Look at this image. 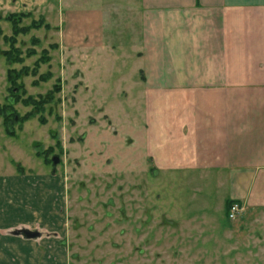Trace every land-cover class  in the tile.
<instances>
[{"label": "rangeland", "instance_id": "rangeland-1", "mask_svg": "<svg viewBox=\"0 0 264 264\" xmlns=\"http://www.w3.org/2000/svg\"><path fill=\"white\" fill-rule=\"evenodd\" d=\"M42 4L0 0V106L33 113L0 115V264H264V206L231 220L226 184L157 169L123 1L65 7L98 32ZM12 14L43 26L16 34Z\"/></svg>", "mask_w": 264, "mask_h": 264}, {"label": "crops", "instance_id": "crops-1", "mask_svg": "<svg viewBox=\"0 0 264 264\" xmlns=\"http://www.w3.org/2000/svg\"><path fill=\"white\" fill-rule=\"evenodd\" d=\"M103 1L41 3L98 32L90 14L64 9ZM122 1L139 30L135 84L157 169L224 183L223 201L245 210L264 206V0Z\"/></svg>", "mask_w": 264, "mask_h": 264}, {"label": "trees", "instance_id": "trees-1", "mask_svg": "<svg viewBox=\"0 0 264 264\" xmlns=\"http://www.w3.org/2000/svg\"><path fill=\"white\" fill-rule=\"evenodd\" d=\"M27 16L26 14H12L10 15V19H12L13 23H14V29H15V33L16 34H26L28 33L31 29L35 28H41L43 26V24L41 22L39 23H35L34 26H25V27H20L19 23L22 22V17ZM44 22V21H42ZM45 27L47 29L50 28L49 24H45ZM6 55L8 56L9 60H13L16 62H22V56H21V52L17 49H13L12 51H8L6 52ZM38 67V65H37ZM17 77V76H16ZM9 79L10 82H12L13 84H16V80L15 77L12 76V74L9 75ZM13 100L5 106H0V115L5 119V125H14L17 123H24L26 120H29L32 116L33 113H28L26 114L24 117H21L18 112L15 110L14 105L16 103H18L20 101V95L19 94H13L12 95ZM25 105H33L36 111H44V104L45 101H38L36 100L34 97H29L27 99L24 100ZM234 201H227V214H229V208L231 206V204Z\"/></svg>", "mask_w": 264, "mask_h": 264}, {"label": "built area", "instance_id": "built-area-1", "mask_svg": "<svg viewBox=\"0 0 264 264\" xmlns=\"http://www.w3.org/2000/svg\"><path fill=\"white\" fill-rule=\"evenodd\" d=\"M242 210L243 207L239 202H233L229 208L228 218L231 220L237 219V217L241 214Z\"/></svg>", "mask_w": 264, "mask_h": 264}, {"label": "water", "instance_id": "water-1", "mask_svg": "<svg viewBox=\"0 0 264 264\" xmlns=\"http://www.w3.org/2000/svg\"><path fill=\"white\" fill-rule=\"evenodd\" d=\"M53 162L54 164H57L59 162V159L57 157H54Z\"/></svg>", "mask_w": 264, "mask_h": 264}, {"label": "flooded vegetation", "instance_id": "flooded-vegetation-1", "mask_svg": "<svg viewBox=\"0 0 264 264\" xmlns=\"http://www.w3.org/2000/svg\"><path fill=\"white\" fill-rule=\"evenodd\" d=\"M54 159V158H53Z\"/></svg>", "mask_w": 264, "mask_h": 264}]
</instances>
